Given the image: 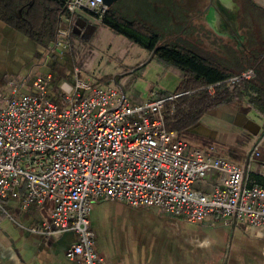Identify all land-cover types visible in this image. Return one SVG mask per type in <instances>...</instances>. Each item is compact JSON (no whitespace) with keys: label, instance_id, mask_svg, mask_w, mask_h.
Wrapping results in <instances>:
<instances>
[{"label":"crops","instance_id":"0c3cea01","mask_svg":"<svg viewBox=\"0 0 264 264\" xmlns=\"http://www.w3.org/2000/svg\"><path fill=\"white\" fill-rule=\"evenodd\" d=\"M108 9L113 14L101 21L93 17L95 12L76 14L69 24L71 48L64 53L54 43L46 48L40 46L0 19V90L5 91L4 84L10 77L33 68L32 71L53 73V80L58 81L52 63L49 68L50 56L56 57L54 63L67 65V73L72 72L73 77V70L78 67L76 76L91 82L98 80L104 75L86 70L85 62L79 66L75 62L83 54L84 44L89 45L95 34L106 28L114 36L109 48L123 51L125 57L128 49L134 50L130 66L108 74L122 75L120 81L114 79V84L125 94L123 84L130 85L135 80L142 93L139 97L126 94L134 105L141 104L152 92H176L188 76L207 77L209 63L221 65L229 77L252 69L254 75L237 85L243 92L237 102L209 109L186 129L183 137L190 147L213 144L238 164L258 138L260 156L251 163L248 180L264 187V175L259 173L264 166V104L258 102L264 98L260 95L264 81L258 79L259 73L264 75V0H120ZM256 11L263 19L262 25L253 20ZM114 15L142 22L155 36L123 25ZM160 45L186 47L209 61L208 66L205 62L206 66L187 73L188 67L182 69V64L189 61L177 66L160 58ZM41 55L45 62L38 63ZM61 77L68 79L62 74ZM209 177L215 179L214 174ZM98 201L93 203L89 218L95 247L104 256V264H264V226L248 222L229 225L222 220L190 222L155 208L117 201L112 203L118 205L106 206ZM2 203L5 210L0 208V264H82L78 257H67L76 239L73 231L65 230L51 239L33 231L39 223L50 220L52 203L31 202L23 206L22 198L12 197L3 198Z\"/></svg>","mask_w":264,"mask_h":264},{"label":"built area","instance_id":"2783aa9c","mask_svg":"<svg viewBox=\"0 0 264 264\" xmlns=\"http://www.w3.org/2000/svg\"><path fill=\"white\" fill-rule=\"evenodd\" d=\"M60 1L54 47L64 53L71 48L69 24L75 15L95 12L101 21L108 7L103 0ZM253 75L248 69L224 83L234 90ZM51 82V72L31 81L13 78L0 94V208L5 210L7 197L22 198L23 206L52 203L50 220L33 231L47 239L73 231L68 258L104 264L89 218L101 199L190 222L264 226V187L248 180L249 167L260 156L258 139L238 164L213 144L190 147L182 133L168 128L167 116L174 115L183 92H152L134 105L114 83L75 76L56 94ZM208 88L213 93L215 85ZM259 173L264 175V166Z\"/></svg>","mask_w":264,"mask_h":264},{"label":"trees","instance_id":"16d2710c","mask_svg":"<svg viewBox=\"0 0 264 264\" xmlns=\"http://www.w3.org/2000/svg\"><path fill=\"white\" fill-rule=\"evenodd\" d=\"M62 13L63 3L60 0H0V19L44 48L55 42ZM111 15L108 9L103 20ZM114 18L141 34L154 35L153 31L142 22H130L117 18L116 15ZM157 53L160 58L177 66L189 61L187 64H182V69L188 67L187 73L192 72L196 67L206 66V63L208 66L209 62L186 47L160 45ZM209 64L211 68L207 77L191 75V79V76H188L176 91L185 94L178 99L174 115L167 116L169 129L183 135L186 129L197 122L209 109L234 103L242 96L243 92L239 91L238 86L230 90L224 83V80L230 76L226 69L215 62ZM210 85H215L213 93L208 88ZM260 95L264 96L263 90ZM258 102L264 104V98L258 99Z\"/></svg>","mask_w":264,"mask_h":264},{"label":"rangeland","instance_id":"374dc122","mask_svg":"<svg viewBox=\"0 0 264 264\" xmlns=\"http://www.w3.org/2000/svg\"><path fill=\"white\" fill-rule=\"evenodd\" d=\"M254 13H255L254 18H253L254 22L256 23V25H258V24L262 25L263 19H261V16H259L260 12L256 11ZM92 25L97 27V25H95V24H92ZM251 26H252L251 30H254V26L253 25H251ZM109 33H113V32L108 28H106V30L103 32H102V30H99V32L95 34V38H93L92 41L90 40L91 43H89V45H87V44L85 45L84 42L82 41L84 46H85L83 54L80 55L81 57L79 56L80 59H79V57L76 58V62H75L76 66H79L80 64H82V62H85V64L88 65V67H86V70L90 69L89 72H91V73L93 72L97 76L104 75L103 77L98 78V80L97 79L92 80V82L99 81V82H103V83H114L115 78H118V80L120 81V78L122 75L119 74V75L114 77L112 74L108 75L109 72H111L112 70L120 71V67H127V66H130V64H132V62L130 61L129 58L133 56L134 50L128 49V51H130V52L128 54V57H125V53L123 51H119V50L115 49L114 47L109 48L110 47L109 43L113 42V40H111V39H113V37H114V36H110L111 34H109ZM75 39H77V38L75 37L74 40ZM93 44H96V47H94ZM78 45H80V40L78 42ZM42 55L40 57H38V63L40 61L45 62V56H42ZM50 57L51 58L49 60V64H50L49 68H51V63H52V65L54 66V69L53 68L52 69L55 71L56 76H59V77H56V79H58V81L51 82L50 89H51V92L53 91L56 94H58L57 92L61 93L63 90L62 82L64 80H69V81L75 80V76H76L75 68H78V67L74 68V70H73L74 71L73 72L74 77H73L72 72L67 73L68 72L66 69V68H68L67 65H63V64L61 65V63H59V61H57V63H54V61H56V57L55 56L54 57L50 56ZM59 66H62L63 69L59 68ZM65 66H67V67H65ZM34 69L35 68H33L32 70H34ZM32 70H29V72H33V75L29 74V72H26V71H23L21 73L19 72L18 74L14 75L16 77H10L7 80V82L10 79L21 78L22 76H26L28 78V80L31 81V80H34L38 76H44V75H47L49 73V72L44 73V72H42L41 69H38L36 71H32ZM116 73H115V75H116ZM263 73H264V71H263ZM61 74L65 78H68V79H62ZM11 75H13V74H11ZM69 78H71V79H69ZM258 79L261 81H264V75L262 73H259ZM115 83L117 84V82H115ZM4 86H5V90H8L7 83L4 84ZM123 87L125 88L126 94L129 97L131 96V94L132 95L134 94L137 97H139L140 94L142 93V91H141L142 89L140 87H138L135 80L133 82H131L130 85H129V82H128V84L124 83ZM3 93H6V91L0 90V94H3ZM235 102H237V101H235ZM261 149H263V146H261ZM218 152L221 153V155L223 157H225V155L222 152H220L219 150H218ZM102 200L103 199L99 200L98 202H104L105 203L104 205H106V206L118 205L117 203H112L113 201H107V200L102 201ZM117 220H120V219H117Z\"/></svg>","mask_w":264,"mask_h":264},{"label":"water","instance_id":"95a60500","mask_svg":"<svg viewBox=\"0 0 264 264\" xmlns=\"http://www.w3.org/2000/svg\"><path fill=\"white\" fill-rule=\"evenodd\" d=\"M120 0H103L104 4L107 6V7H110L112 5H114L116 2H118Z\"/></svg>","mask_w":264,"mask_h":264}]
</instances>
